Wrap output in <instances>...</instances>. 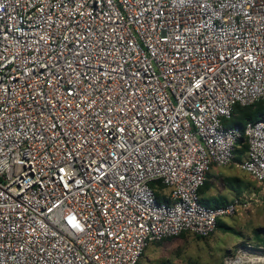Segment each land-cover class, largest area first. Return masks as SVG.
I'll return each instance as SVG.
<instances>
[{
  "label": "built area",
  "instance_id": "obj_1",
  "mask_svg": "<svg viewBox=\"0 0 264 264\" xmlns=\"http://www.w3.org/2000/svg\"><path fill=\"white\" fill-rule=\"evenodd\" d=\"M263 100L264 0H0V264H138L210 236L238 201L199 189L243 136L264 189V116L224 125Z\"/></svg>",
  "mask_w": 264,
  "mask_h": 264
},
{
  "label": "rangeland",
  "instance_id": "obj_2",
  "mask_svg": "<svg viewBox=\"0 0 264 264\" xmlns=\"http://www.w3.org/2000/svg\"><path fill=\"white\" fill-rule=\"evenodd\" d=\"M241 160L234 159L221 173L209 172L207 177V193L212 198L238 201V212L221 219L236 233L215 229L207 238L187 233L150 245L140 264H224L238 245H264V189L237 166Z\"/></svg>",
  "mask_w": 264,
  "mask_h": 264
},
{
  "label": "trees",
  "instance_id": "obj_3",
  "mask_svg": "<svg viewBox=\"0 0 264 264\" xmlns=\"http://www.w3.org/2000/svg\"><path fill=\"white\" fill-rule=\"evenodd\" d=\"M264 116V100L263 101H259L257 103H255L254 105H250V106H239L236 105L233 108L232 111V118L230 120H227L224 122V125L226 127H231L233 125H238L240 127L244 126V124L247 121H254L256 120L258 117H263ZM247 151V143H246V139L243 136L236 147V156H235V161L236 160H242L245 158V154ZM237 157V158H236ZM241 160V161H242ZM209 173L207 174L208 177ZM207 177H206V181L204 183V185L199 189V197H200V203L206 207L209 208H218V207H222L225 206L227 204H229L230 202H227L224 198H212V197H203V195L207 194V188H208V182H207ZM232 180H228L227 182H231ZM152 189H154V193H155V197L156 200L158 202H167V199L165 198V189L163 188V186H161L160 184H151ZM216 228L217 229H221L224 233L227 232H231V233H236L232 227L228 226L227 224H225L221 219H219L217 221L216 224ZM184 235L181 234L180 236ZM197 238H202V237H197ZM207 238V237H206ZM172 238H168L166 240H169ZM166 240H162L161 242H157L154 244H160L163 241ZM145 252L143 253L140 262L144 256ZM140 262L138 264H140Z\"/></svg>",
  "mask_w": 264,
  "mask_h": 264
},
{
  "label": "crops",
  "instance_id": "obj_4",
  "mask_svg": "<svg viewBox=\"0 0 264 264\" xmlns=\"http://www.w3.org/2000/svg\"><path fill=\"white\" fill-rule=\"evenodd\" d=\"M221 171H222V167H215V166H213L212 168H211V170H210V173H213V174H215V175H218L219 173H221ZM203 197H211L210 196V194H205V195H203ZM223 219V218H222ZM217 229V228H216ZM183 234V233H182ZM184 234H187V233H184ZM189 234H191V233H189ZM191 235H193V236H196V235H194V234H191ZM196 237H199V236H196ZM151 245H153V244H151ZM156 245V244H155ZM150 246V245H149ZM148 246V247H149ZM239 246H242V245H238V246H236V248H238ZM235 248V249H236ZM235 249H233L231 252H233ZM146 251V250H145ZM230 252V253H231Z\"/></svg>",
  "mask_w": 264,
  "mask_h": 264
}]
</instances>
